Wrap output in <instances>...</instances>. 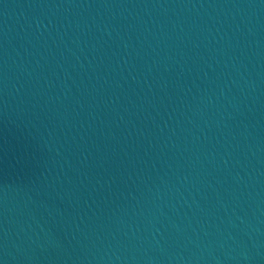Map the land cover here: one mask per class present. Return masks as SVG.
Segmentation results:
<instances>
[{
	"label": "water",
	"instance_id": "water-1",
	"mask_svg": "<svg viewBox=\"0 0 264 264\" xmlns=\"http://www.w3.org/2000/svg\"><path fill=\"white\" fill-rule=\"evenodd\" d=\"M0 264H264V0H0Z\"/></svg>",
	"mask_w": 264,
	"mask_h": 264
}]
</instances>
